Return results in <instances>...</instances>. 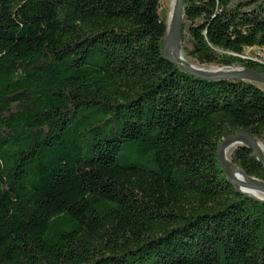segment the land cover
I'll return each instance as SVG.
<instances>
[{
    "label": "trees",
    "instance_id": "16d2710c",
    "mask_svg": "<svg viewBox=\"0 0 264 264\" xmlns=\"http://www.w3.org/2000/svg\"><path fill=\"white\" fill-rule=\"evenodd\" d=\"M168 12L0 0V264H264V199L216 156L240 130L264 144V90L165 57ZM182 19L198 64L264 72L239 56L264 46V0H183ZM228 158L264 181L247 144Z\"/></svg>",
    "mask_w": 264,
    "mask_h": 264
},
{
    "label": "water",
    "instance_id": "95a60500",
    "mask_svg": "<svg viewBox=\"0 0 264 264\" xmlns=\"http://www.w3.org/2000/svg\"><path fill=\"white\" fill-rule=\"evenodd\" d=\"M183 0H173L172 5L169 9L167 15V35L164 40L162 54L175 61L178 62L183 69L197 74L202 77H229V78H241V79H259L264 81V72H260L253 67H243L240 65H235L233 67L228 68H220L219 66L213 69H204L202 67H198L190 64L184 58L179 57L175 51L168 50L169 40L172 39V42L177 45L180 40V35L182 31V23H183ZM240 142L247 144L251 147L254 152L257 154L259 160L261 161L264 167V147L255 139V137L245 131L240 130L236 133H232L222 137L219 141L216 156L225 171V173L229 176V178L237 185V187L243 191L251 192L258 196L259 198L264 199V181L257 177H253L247 175L242 169L238 168L236 165L232 164L230 159L228 158L226 152L229 145ZM239 171L241 174V178L237 177L233 171ZM252 188H259L263 195H258L253 192Z\"/></svg>",
    "mask_w": 264,
    "mask_h": 264
},
{
    "label": "bare ground",
    "instance_id": "6f19581e",
    "mask_svg": "<svg viewBox=\"0 0 264 264\" xmlns=\"http://www.w3.org/2000/svg\"><path fill=\"white\" fill-rule=\"evenodd\" d=\"M168 50L169 51H175L176 54L179 56V57H182L185 59V57L183 56L182 52L177 48V45H175L173 42H172V39L169 40V43H168ZM258 52H262L264 53V46H252L250 48H247L246 50H244V52L242 54H239V56L241 57H244V59H250V60H254V61H257L259 64L260 63H263L264 64V61L262 58L259 57V55H256ZM240 58V57H239ZM243 59V58H242ZM186 60V59H185ZM249 60V61H250ZM187 61V60H186ZM189 62V61H187ZM192 64V63H190ZM263 64H260V65H263ZM192 65H195V66H198L196 64H192ZM264 82V81H263ZM240 142H235L231 145H229L228 149L232 148L233 146L239 144ZM227 149V153H228V150ZM233 173L237 176V177H240L241 178V174L239 171H236L234 170ZM253 192H255L256 194L258 195H261L262 191L259 189V188H252Z\"/></svg>",
    "mask_w": 264,
    "mask_h": 264
},
{
    "label": "rangeland",
    "instance_id": "374dc122",
    "mask_svg": "<svg viewBox=\"0 0 264 264\" xmlns=\"http://www.w3.org/2000/svg\"><path fill=\"white\" fill-rule=\"evenodd\" d=\"M172 1L173 0H163V2H165L168 6H169V9L172 5ZM235 1H238V0H232V2H235ZM240 1H246V0H240ZM257 1H261V0H257ZM184 46H190V43L186 40V38L182 41V42H178L177 44V48L182 52L183 56L185 57V59L187 61H189V63H192V64H196L198 65V67H202L204 69H213V68H216L218 67L217 65H213V64H210V63H204V64H198L194 58H192L191 56L187 55L185 53V50H184ZM235 65H221L219 66L220 68H228V67H233ZM250 81L254 82L255 84H257L258 86H260L263 90H264V82L262 80H259V79H250ZM258 142L264 147V144L262 141L258 140ZM235 146H233L232 148L228 149V153L226 152L227 156H229L231 150L234 148ZM261 195H263V193H261Z\"/></svg>",
    "mask_w": 264,
    "mask_h": 264
},
{
    "label": "built area",
    "instance_id": "2783aa9c",
    "mask_svg": "<svg viewBox=\"0 0 264 264\" xmlns=\"http://www.w3.org/2000/svg\"><path fill=\"white\" fill-rule=\"evenodd\" d=\"M256 55H259V57L262 58L263 61H264V53H262V52H258Z\"/></svg>",
    "mask_w": 264,
    "mask_h": 264
}]
</instances>
